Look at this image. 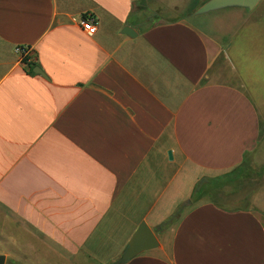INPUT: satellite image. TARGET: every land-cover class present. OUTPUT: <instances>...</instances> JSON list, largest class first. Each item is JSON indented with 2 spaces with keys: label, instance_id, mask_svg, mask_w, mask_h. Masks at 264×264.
Segmentation results:
<instances>
[{
  "label": "crops",
  "instance_id": "obj_1",
  "mask_svg": "<svg viewBox=\"0 0 264 264\" xmlns=\"http://www.w3.org/2000/svg\"><path fill=\"white\" fill-rule=\"evenodd\" d=\"M197 1L0 0L4 264H112L143 222L159 247L122 264H264L260 206L205 201L159 229L263 137L264 30L240 10L207 30Z\"/></svg>",
  "mask_w": 264,
  "mask_h": 264
},
{
  "label": "rangeland",
  "instance_id": "obj_2",
  "mask_svg": "<svg viewBox=\"0 0 264 264\" xmlns=\"http://www.w3.org/2000/svg\"><path fill=\"white\" fill-rule=\"evenodd\" d=\"M203 3H206L205 0H199L197 3L191 5V8L189 7L185 15L191 14L193 10L197 11ZM232 10H240L245 14H252L253 16L251 25H243L240 30H259V35L263 32L264 6L255 11L241 8H228L209 12L190 19H192L191 22L199 20L201 22L200 26L207 30L215 31L219 30V28L234 30V25L239 20L235 18V15L233 16L234 13L232 12L234 11ZM258 77L260 79L259 81H264L263 68L258 73ZM206 179L210 180V183H213L210 185L211 189H213L212 193L208 192L204 194L197 203L210 201L233 210L247 209L250 207L257 208L260 206L259 209L264 213V208H261L264 207V130L259 150L250 155L245 163L230 172ZM119 260L112 264H116Z\"/></svg>",
  "mask_w": 264,
  "mask_h": 264
},
{
  "label": "water",
  "instance_id": "obj_3",
  "mask_svg": "<svg viewBox=\"0 0 264 264\" xmlns=\"http://www.w3.org/2000/svg\"><path fill=\"white\" fill-rule=\"evenodd\" d=\"M261 0H208L197 11L196 14H207L209 12L231 8L241 7L253 10ZM123 33L129 36H135L137 33L134 30L126 26ZM34 72L44 75V72L40 68H35ZM170 160H173L172 152H169ZM159 247V241L153 230L147 225L146 222L141 223L133 237L131 238L127 249L121 257V262H126L144 252L156 249ZM5 263V256H0V264Z\"/></svg>",
  "mask_w": 264,
  "mask_h": 264
},
{
  "label": "trees",
  "instance_id": "obj_4",
  "mask_svg": "<svg viewBox=\"0 0 264 264\" xmlns=\"http://www.w3.org/2000/svg\"><path fill=\"white\" fill-rule=\"evenodd\" d=\"M197 2H195V3H197ZM195 11L196 10H193L192 13H194ZM34 67H35V65H33V63H32L31 66H29V68H27V69L30 73L34 74V69H33ZM212 184L213 183H210V180H208L206 178L201 179L197 183L191 198L187 202H185L183 205H181L179 207V209L165 223H163L159 227V229L164 230V229L169 228L170 225H172L173 223H175L177 220L180 219L181 215L183 214V212L186 208L197 203L204 196V194H207L208 192L212 193L213 189H211V186H210ZM120 260L116 264H122L123 262H121Z\"/></svg>",
  "mask_w": 264,
  "mask_h": 264
},
{
  "label": "built area",
  "instance_id": "obj_5",
  "mask_svg": "<svg viewBox=\"0 0 264 264\" xmlns=\"http://www.w3.org/2000/svg\"><path fill=\"white\" fill-rule=\"evenodd\" d=\"M79 23L81 24L84 31L89 36L92 37L97 32V21H96V19H94L92 17H81L79 19ZM16 53L20 56L21 63L25 66V68H29V66H31V64L33 63L31 58H30V55H29V48L17 47Z\"/></svg>",
  "mask_w": 264,
  "mask_h": 264
}]
</instances>
